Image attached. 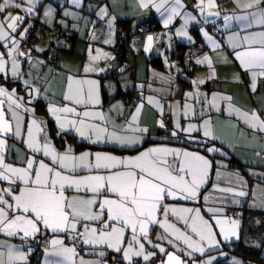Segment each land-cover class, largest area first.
Here are the masks:
<instances>
[{"label": "snow or ice", "instance_id": "1", "mask_svg": "<svg viewBox=\"0 0 264 264\" xmlns=\"http://www.w3.org/2000/svg\"><path fill=\"white\" fill-rule=\"evenodd\" d=\"M40 3L41 0H0V47L5 49L0 52V76L5 79L24 76L22 59L33 64L42 63L32 60L31 50H22L21 44L29 32V26H24V21L38 14ZM67 3L79 7L81 0H67ZM136 3L141 9H154L165 28L179 18L183 23L176 29L175 35L193 40L187 29L190 22L197 21V15L186 10L183 0H136ZM235 3L242 10L241 14L224 15L222 27L231 30L235 25L240 29L231 32L228 45L241 69L249 74L250 87L255 91L257 81L264 79V31L251 29L254 26L264 29V0H235ZM9 6L23 14L8 12ZM194 8L205 17L206 23L208 18L221 16L217 0H196ZM52 12V7L45 9V23L52 22ZM64 15L79 18L76 12L65 11ZM97 16L100 19L108 17L107 9L101 7ZM114 19H107L109 32ZM200 32L213 49H220L221 45L213 36L203 28ZM91 38L97 39L94 32ZM162 39V35H146L143 51L151 52L154 44ZM113 42L111 38L103 41L105 45ZM88 56L89 63L83 69L85 73L104 72L105 68L98 69L92 65L104 59H114L100 48H96L93 55L90 47ZM195 63L207 65L211 74L207 78L198 77L191 81L195 91L186 92L185 96L193 100V105L185 103L182 111L179 105L170 106L173 117L170 135L177 137L180 133L191 134L202 130L205 138L218 139L209 119L203 120L199 126L189 123L185 127L180 122L181 117L190 119L197 115L194 104L201 96L205 105L218 111L222 107L219 101L228 102L226 110L230 115L235 114L250 130L264 134V118L256 110H242L231 103L230 96L218 93H213L209 103L207 96L199 92V85L205 84L206 79L215 78L213 61L205 54L197 57ZM165 65L175 66L167 59ZM154 76L170 80L160 73H154ZM23 84L30 96L40 94L39 87L32 86L28 79L23 80ZM139 87L143 88V85ZM62 98L65 103H50L47 108L60 130L57 135L71 131L90 144L107 143L124 147L140 144L149 132L139 123L143 99L125 125L113 123L105 113L97 110L102 104L97 80L67 76ZM146 100L148 104L155 105L163 117L160 100L155 96H148ZM25 113L29 115L26 117ZM157 123L161 129L168 128L163 118ZM9 137L22 142L31 154L21 153L14 145H9ZM189 139L193 137L189 135ZM13 150L17 152L16 161L8 163ZM207 150L220 151L215 146ZM262 153L264 146L257 155ZM38 155L43 159H37ZM212 167V162L199 152L165 145L152 146L135 156L126 157L101 151L76 154L71 145L59 151L48 136L46 123L35 116L33 109L25 106L16 89L9 90L0 85V235L5 237L0 239V264H29L32 249L28 247L27 252L23 249L27 241L42 232L53 234L45 243L42 264H104L105 249L122 253V259L127 264H135V258L147 262L157 252L148 251L146 245L163 254L161 264H196L195 254L205 255L212 249H220L224 242L240 240L241 220L227 215L225 206L229 202L240 205L239 198L248 195L244 178L236 173L234 177H229V186L212 185L214 191L222 195L212 197L214 206L206 209L211 213L209 218H205L200 207L166 202L197 200L209 183ZM217 175L220 173L217 172ZM259 175L264 177V173ZM68 191H73L75 195L67 196ZM253 196L251 207L264 210V188L254 190ZM204 200H209V197L205 196ZM154 227L161 230L155 238L158 242H154L151 236ZM11 239H19L21 244L11 243ZM65 239L72 243H65ZM80 244L92 250L89 255L98 258L85 260L81 257L77 247ZM165 244L174 250L168 251ZM220 255L225 253L221 251ZM216 259V256L209 255L201 264H213ZM232 264H243V261L233 257Z\"/></svg>", "mask_w": 264, "mask_h": 264}, {"label": "crops", "instance_id": "2", "mask_svg": "<svg viewBox=\"0 0 264 264\" xmlns=\"http://www.w3.org/2000/svg\"><path fill=\"white\" fill-rule=\"evenodd\" d=\"M186 5V10L197 15V21L190 22L188 25V33L193 38L192 41L175 35L176 29L183 23L179 18L174 19L172 25L168 28L163 26L162 20L154 9H141L136 0H81L79 7L70 5L67 0H41L38 6V14L29 16L24 21V26H29L32 29L31 33H27L21 41H27L30 37L31 42L24 51L31 50L30 56L34 61L42 63H31L29 60L22 59L21 71L24 76L20 79H7L0 76V85L5 86L9 90L15 88L17 95L23 98L27 108L33 109L37 118L43 120L47 125V133L52 144L59 150L64 151L69 145L72 146L74 152L79 154L84 151L108 152L120 157L135 156L139 152L157 145H165L172 148L199 152L212 162L213 167L209 170V183L202 189V193L195 201L183 200H167V203L177 206L200 207L205 218H209L211 213L206 212L207 207L214 206L212 197L222 195L214 191L212 185L219 184L220 187H227L230 176L234 177L239 173L246 182L245 190L248 192L246 197L239 198L240 205H233L230 202L225 206L226 214H229L230 208H239L242 216L241 231L245 223L251 221V215L256 220L260 221V216L264 212L259 208H253L251 205L254 201L253 192L264 188V177L259 174L264 173L262 162L264 153L260 156L257 152L261 151V146H264V134L250 130L235 114L230 115L225 101H219L222 106L221 110L210 108L203 103V96L199 102L194 104L196 116L192 118L181 117V124L187 126L189 123L197 126L203 123V120L209 119L214 128V134L218 139L211 140L203 136V131L193 132L191 134L180 133L177 137H172L170 131L173 127V117L170 112V106L179 105L181 111L185 103L193 105V100L185 96L186 92L195 91L191 81L196 78H207L211 71L207 65H197L195 59L203 57L207 54L213 61L215 69V78L206 79V83L199 85V92L207 96L209 103L212 100L213 93L222 94L231 97V103L245 111L256 110L258 114L264 118V79L257 81L256 90L253 91L250 87L251 79L248 73L241 69L239 62L235 60L233 50L228 45V36L231 32L240 31L235 25L231 30H224L223 16L232 14H241V9L236 6L235 0H217L220 17L208 18L209 22H205V17L200 16L198 9L194 8L196 0H183ZM47 7H52L51 23H45L44 12ZM107 9L108 17L100 19L97 16L100 8ZM8 12L12 14H23L15 7L9 6ZM65 11L76 12L79 18L65 16ZM115 17L113 20L112 31L109 32L107 19ZM2 19V16H0ZM145 20L150 23L151 28L148 34L162 35L163 39L154 44L151 52L143 51V37L136 35L130 36L127 40V48L129 56L127 58L130 67L121 71L117 76L109 75L110 69L123 68L120 65V60L115 56L114 46L118 40V25L122 21H127L129 26H135L139 21ZM95 22V23H93ZM59 25L58 28H64L68 31V38L62 39L55 35L51 26ZM133 26V27H134ZM203 28L213 36L221 45L220 49H213L203 37L200 29ZM21 30H23L21 28ZM251 31H264L259 26H254ZM95 33L96 40L91 38V33ZM243 34V32H241ZM19 33H17V36ZM111 38L114 42L111 45H105L103 41ZM201 40L204 49L200 51L193 59L177 60L171 53V44L176 43L179 48L187 50L188 46L196 40ZM92 48L93 55L95 49L100 48L102 52H107L114 59H104L92 65L96 68H105L104 72L85 73L83 71L85 64L89 63L88 51ZM42 49V51L38 50ZM190 49L187 50V52ZM5 51L0 47V52ZM155 60H152V59ZM165 59L169 64L174 63V67L165 65ZM154 73H160L164 77H169V81L161 80L155 77ZM69 75L77 76L78 78H87L97 80L100 84V96L102 104L97 110L102 111L105 115L117 125H125L134 112L137 104L143 99L144 107L141 110L139 123L141 127H147L149 132L144 136L140 144L121 147L116 144H90L85 140L80 139L74 132H61L60 134L67 135V141L60 146L61 141L55 143L54 139L60 131L56 125L54 118L48 113L47 108L50 103L63 104L62 93L65 89L66 78ZM33 77H37L33 79ZM28 79L34 87H39L40 94L35 93L30 96L23 84V80ZM7 81V82H6ZM210 83H214L210 85ZM143 85V88L139 87ZM150 85V87H149ZM140 92V94H139ZM123 95V96H122ZM155 96L160 100L163 107V117L160 115V110L155 106L147 103L146 97ZM39 101L38 104L35 102ZM122 105V107L117 106ZM117 106V107H113ZM44 109V112L39 110ZM23 111V110H22ZM205 113L201 116V113ZM29 114L25 113L27 117ZM169 116L168 128L161 129L158 126V120ZM26 130V127H25ZM189 135L193 139H189ZM84 142L87 145L79 147L78 143ZM9 145H14L15 149H19L21 153H27L24 144L15 138H8ZM215 146L220 149L219 152H209V147ZM112 148V149H109ZM114 149V150H113ZM17 152L13 150L9 154L8 163L16 161ZM37 159H43L42 156H37ZM45 162H48L47 160ZM217 172L220 175H217ZM2 186V185H0ZM18 190V189H17ZM67 196H73V191L66 192ZM208 196L209 200L205 201L204 197ZM231 197H229V200ZM260 223H262L260 221ZM161 231L158 227H154L151 233L154 242L157 233ZM51 232H42L38 237L42 238L44 244L40 252V264L43 261V249L45 243L52 238ZM0 235V239H4ZM239 241V240H238ZM11 243L21 244L19 239H11ZM232 242H237L236 240ZM65 243L72 242L65 239ZM229 242H224L221 247ZM168 251H173L171 246L166 245ZM25 246L24 251H28ZM78 252L85 260H94L98 257L89 255L92 250L86 248L83 244L77 246ZM148 251H156L157 255L149 261H144L142 258H135V264H161L164 258L158 250L146 245ZM29 254L30 256L33 252ZM219 249H212L205 255L195 254L197 259L216 252ZM106 255L103 257L104 264H127L122 259V253H116L113 250L105 249ZM194 256V257H195ZM188 259V257H182Z\"/></svg>", "mask_w": 264, "mask_h": 264}, {"label": "rangeland", "instance_id": "3", "mask_svg": "<svg viewBox=\"0 0 264 264\" xmlns=\"http://www.w3.org/2000/svg\"><path fill=\"white\" fill-rule=\"evenodd\" d=\"M250 218L251 221L245 223L242 228L239 241L229 242L209 254L217 257L213 264H232L233 257L242 260L243 264H264V223H260L259 219L256 222L253 215ZM221 251L225 253L224 256L220 255ZM209 255L200 259L195 256L196 264H201V261L206 260Z\"/></svg>", "mask_w": 264, "mask_h": 264}, {"label": "built area", "instance_id": "4", "mask_svg": "<svg viewBox=\"0 0 264 264\" xmlns=\"http://www.w3.org/2000/svg\"><path fill=\"white\" fill-rule=\"evenodd\" d=\"M134 26V25H133ZM129 27V33L130 36L132 35H136L137 37H143L145 36L148 31L151 28L150 23H148L147 21L143 20L142 22H139L137 24H135L134 27ZM61 31V36H65L67 34V30L60 28ZM22 50H25L28 46V42L27 41H23L22 43ZM203 46V43L201 41H196L195 45L193 46V52H197L199 51ZM114 52H115V56L117 58V56L122 55V58H128L129 56V50H123L122 52H120L119 47H115L114 48ZM172 53L174 56H179L181 54V50L179 49L178 45L176 43L172 42ZM123 68H127L129 66V63L127 60L122 62L121 65ZM110 72H113V69H110ZM214 83H210V85H213ZM140 94V92H139ZM164 120L167 122H169V116H165ZM262 169L264 170V156H263V162H262ZM229 214L231 216H235L237 218H239L240 220H242V216H241V212L239 208H230L229 209ZM260 221L262 223H264V212L261 214L260 216ZM70 241V240H68ZM71 242V241H70ZM43 240L40 237H36L35 239L29 240L27 241V245L33 248V252L30 256L29 259V264H40V252L41 249L43 247Z\"/></svg>", "mask_w": 264, "mask_h": 264}, {"label": "trees", "instance_id": "5", "mask_svg": "<svg viewBox=\"0 0 264 264\" xmlns=\"http://www.w3.org/2000/svg\"><path fill=\"white\" fill-rule=\"evenodd\" d=\"M143 21V20H142ZM142 21H139V22H142ZM138 22V23H139ZM121 24H119L118 25V40H117V43H116V45L114 46V48L115 47H119V50H120V52H122L123 50H128V48H127V40L130 38V33H129V24H128V22L127 21H122V22H120ZM137 24V23H136ZM57 24H53V26L51 27V28H53V29H56V31H52L55 35H57L58 37H60V38H62V39H66V38H68V31H67V34L65 35V36H61V31H63V30H60V28H58L57 26H56ZM62 29H64V28H62ZM180 49V48H179ZM117 59L118 60H120V65H122V62L123 61H125V60H127V58H122V55H120V56H117ZM152 60H155L154 58L152 59ZM128 61V60H127ZM127 68H124V70H126ZM113 71H114V73L113 72H110L109 71V75H112V76H117L119 73H120V70H118V69H113ZM7 82V81H6ZM123 96V95H122ZM36 104H38L39 103V101H36L35 102ZM39 111H41V112H44V109H41V110H39ZM67 135H65V134H60L59 136H56L55 138H53L54 139V141H55V143H57V141L59 140V141H61V143H60V146H62L67 140ZM78 145H79V147H82V146H84V145H87V144H85L84 142H82V143H78ZM109 149H112V148H109ZM114 150V149H113Z\"/></svg>", "mask_w": 264, "mask_h": 264}, {"label": "water", "instance_id": "6", "mask_svg": "<svg viewBox=\"0 0 264 264\" xmlns=\"http://www.w3.org/2000/svg\"><path fill=\"white\" fill-rule=\"evenodd\" d=\"M56 26L59 27V25H56ZM51 30L52 31H56V29H53V28H51ZM31 32H32V29H30V32L29 33H31ZM198 40H196V41H198ZM199 41H201V40H199ZM27 42H28V45H29L30 42H31L30 37L27 39ZM195 42L193 44H191V45L188 46V49H190L188 52H187L188 49L187 50H183V49L180 48L181 54L179 56H174L173 55V53H172V46H171V53H172V55L174 57H176L177 60L179 59V60H182V61L187 60V59H190V60L193 59L200 51H202L204 49V45H203L202 48L199 51L193 52V46L195 45ZM189 54H192L191 58L189 57ZM129 67H130V64H129V66L127 68H129ZM120 69H124V68H120ZM120 69H118V70H120Z\"/></svg>", "mask_w": 264, "mask_h": 264}]
</instances>
